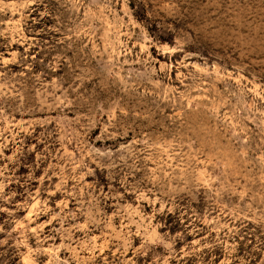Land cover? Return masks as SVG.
<instances>
[{
  "label": "rangeland",
  "instance_id": "rangeland-1",
  "mask_svg": "<svg viewBox=\"0 0 264 264\" xmlns=\"http://www.w3.org/2000/svg\"><path fill=\"white\" fill-rule=\"evenodd\" d=\"M0 264H264V0H0Z\"/></svg>",
  "mask_w": 264,
  "mask_h": 264
}]
</instances>
